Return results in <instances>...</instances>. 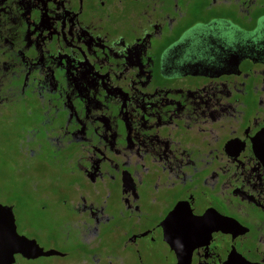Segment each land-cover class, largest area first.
<instances>
[{
	"label": "flooded vegetation",
	"instance_id": "1",
	"mask_svg": "<svg viewBox=\"0 0 264 264\" xmlns=\"http://www.w3.org/2000/svg\"><path fill=\"white\" fill-rule=\"evenodd\" d=\"M0 205L10 264H264V0H0Z\"/></svg>",
	"mask_w": 264,
	"mask_h": 264
},
{
	"label": "water",
	"instance_id": "2",
	"mask_svg": "<svg viewBox=\"0 0 264 264\" xmlns=\"http://www.w3.org/2000/svg\"><path fill=\"white\" fill-rule=\"evenodd\" d=\"M29 240L18 235L14 229L12 215L0 205V264H10L12 253L18 249H28ZM51 249L46 252H21L30 257L37 254H50Z\"/></svg>",
	"mask_w": 264,
	"mask_h": 264
},
{
	"label": "rangeland",
	"instance_id": "3",
	"mask_svg": "<svg viewBox=\"0 0 264 264\" xmlns=\"http://www.w3.org/2000/svg\"><path fill=\"white\" fill-rule=\"evenodd\" d=\"M46 259V261H50L52 259H55V257L53 256H48L46 258H43V260H37V261H34V260H24V261H20L18 262L17 264H43L44 260Z\"/></svg>",
	"mask_w": 264,
	"mask_h": 264
}]
</instances>
